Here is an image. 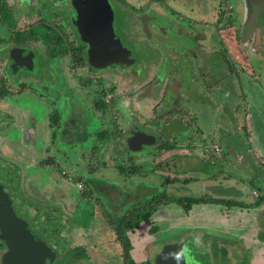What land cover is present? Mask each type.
Instances as JSON below:
<instances>
[{"label": "flooded vegetation", "instance_id": "af4514ba", "mask_svg": "<svg viewBox=\"0 0 264 264\" xmlns=\"http://www.w3.org/2000/svg\"><path fill=\"white\" fill-rule=\"evenodd\" d=\"M80 30L90 32L88 40ZM100 31L124 52L118 63L89 62V48L97 45L95 33ZM12 48L22 50L16 60ZM263 57L261 0H0V112L17 121L12 125L6 120L0 127V145L7 147L0 157L8 154L6 131L18 128L26 144L41 140V149L33 150L39 157L36 165L51 168L54 180H69L72 188L44 183L39 189L24 176L25 194L54 199L39 201L45 206L42 213L65 224L66 247L50 264L58 259H63L60 264H102L97 246L89 241L94 231L84 225L88 216L111 228L126 264L116 225L125 220L133 224L135 212L147 213L137 227L123 229L128 263H146L133 259L129 237L142 225H149L146 235L160 245L147 264H155L165 244L175 245L186 263L194 261L181 244L184 227L190 234L197 231L200 240L208 239L210 247L220 236L215 229H225L198 222L206 209L224 216L233 208L259 207L264 192L254 188L256 181L252 179L255 184L250 182L249 189L242 179L231 177L226 163L231 152L237 162L245 157L241 145L235 152L229 148L230 137L239 133L254 153L263 152L257 158L264 166V141L257 130L264 123L258 117L264 96ZM60 71L65 76L62 91L70 96H64L62 113L49 107L44 134L7 99L28 93L39 103L59 102L61 90L54 83ZM191 131L203 143L182 140L192 138ZM132 137L131 146L137 149L129 147ZM108 145L111 153L106 155ZM191 147L199 148V155L189 152ZM72 151L78 160L61 158ZM178 161L187 166H178ZM248 163V168H260L259 163ZM103 169L108 173L102 174ZM156 181L161 193L150 192ZM190 183L198 188L192 191L195 195H182ZM234 233L235 240L222 237L215 246L221 264H264L259 248ZM5 250L0 241V258Z\"/></svg>", "mask_w": 264, "mask_h": 264}, {"label": "rangeland", "instance_id": "374dc122", "mask_svg": "<svg viewBox=\"0 0 264 264\" xmlns=\"http://www.w3.org/2000/svg\"><path fill=\"white\" fill-rule=\"evenodd\" d=\"M52 70L54 71L55 67L52 68ZM60 73H63V72L60 71L59 74H56V82L54 83V87L58 90H61V95L58 97L59 102L54 101V103H48V104L39 103L35 97H33L31 94H28V93H21V94L16 95L15 97H8L7 99V102L16 105L17 107H19V110L25 112V116H24L25 120L26 118L28 119L31 118L33 122L36 123V126L39 130L43 128L44 134L46 130H45V126H43V122H44L47 112L49 111V107L53 105L52 107L53 109H57L59 110V112L62 113L64 111V109L62 108V105L64 106V96L66 95L70 96V94H67L62 91V87L63 88L65 87L64 86L65 76H62ZM262 83L264 84V79ZM253 96L255 97V94H253ZM75 97L79 98V95L76 94ZM91 115L92 117L94 116L93 114ZM258 117L260 118V120L261 118L264 119V96L262 99V114H259ZM6 120H8L12 125L17 124V121L15 123V118L7 116L4 113V111L0 112V127L4 125ZM260 120L258 124H260ZM21 124L23 125L24 121H22ZM97 124H98V121H96V126ZM207 129L208 128L204 126L203 131L206 137H208ZM257 130H258V136L261 138V141H264V123L261 124L260 126H257ZM6 132L7 134H5V136H7L8 138L7 140L8 151L6 152L8 154L0 157V181L4 184L5 188L10 192L11 196H13L12 197L13 200H15V202L17 203L18 207L21 209L25 217H27L30 223H32L37 236L44 243V246L50 249L55 254V256H57L59 251L60 253L63 254L64 248L66 247L65 241H64L65 238L63 236L64 233H66L65 232L66 229H64L65 224L59 223L61 222L59 220L58 222H54L53 220H48L46 213H42V212H45L43 210L45 206L39 203V201H52L54 199L52 198H49L48 200H46V198L37 199L39 197L32 198L31 196L26 195L25 193L27 189L23 186L25 185L24 176L28 177L31 184L33 182V185L38 186L39 189L44 188L43 186L45 183L46 186L54 185V184L66 185L67 186L66 190H70L72 189L70 186L71 183L69 180H66L67 182L66 181L61 182L58 180L57 181L54 180L56 176L54 175L53 170L51 168L43 169L42 167L36 165L39 157L34 155L33 150L38 151L41 149V144H39L41 140L36 139L35 142L26 144L25 142L20 140L21 135H22V132L20 129L18 128L13 129V127H11L10 129L9 127V130ZM186 133L187 131L184 132V135ZM194 133L195 132L191 131L188 134L189 137L194 135L192 138L182 139V140L186 141V140L194 139L195 140L194 142H196V144L203 143V141L197 140L198 136H196V134ZM237 134L239 133H234L233 137H230L231 140L229 143V148H231V151L235 152L238 150V146L241 145L242 150H244L241 153H243L245 157L244 159H242L241 162L240 161L237 162L235 161L236 160L235 153L231 152V154L227 157L228 158L227 160L229 161V165L228 163H226L227 171L228 173H230L231 177H234L235 179H242L243 180L242 183L245 184L246 187H248L249 189H250L249 183L251 182L255 184V182H253V180H255L256 184L254 188L256 189L257 187V189L259 188L264 192V166H263V163H261L259 159L257 158V153L261 156L263 152L261 153L259 150H257V153H254L253 150H251L252 145H248L247 142H245V139L243 138L240 139V136ZM223 143L221 142L222 147H224ZM182 145L183 144L180 143V145H177V147H182ZM1 146L2 145H0V150L2 149L5 152V150H7V147L5 145L4 147L3 146L1 147ZM59 146H62V148L66 147L62 142L59 144ZM111 147L112 145H108L104 147V152H106V155L111 153ZM191 151L194 152L196 155H199V148L191 147L189 152ZM146 152H147V147L144 148L141 152H139V154L145 155ZM61 158L67 159L68 162L73 161L74 159L78 160L77 155L73 151L70 154L68 152L66 158L64 157H61ZM248 160L251 163H254L255 167H256L255 163L257 164L259 163L260 168L258 169L248 168V166H251L249 165ZM213 161H216V160H213ZM217 161L215 163H217ZM178 162L180 163L178 164ZM178 162H177L178 166L180 165L183 167L187 166V162H182V161H178ZM188 164L192 165L191 158H189ZM245 166H246L245 170L240 171L238 169V167L242 169ZM247 168L249 170H247ZM249 172H253V173L256 172V175H254L253 173L251 175L249 174L247 175V173ZM106 173H108V170L103 169L102 174H106ZM109 174L113 175L112 172ZM155 175H158V174L155 173ZM105 177L118 180L116 177H113V176H105ZM133 182H135V180ZM156 183L157 181L151 184L150 186L151 193L161 190V188H159V186H157ZM144 184L147 186L148 182H145ZM186 188L189 192H185L182 195H188V196L195 195L193 194L192 191L195 192L198 189L196 184H191V183L188 184ZM252 196L250 194L251 198ZM89 210L91 211L90 208ZM88 217L89 219L84 221V225H87L89 228H91L94 231V236L91 237L89 241L92 245L97 246L96 252H97L98 257L100 259H103L102 264H123L120 254H119L120 250L118 248V245L115 243L113 231L111 230V228L108 226H105L104 224L100 222L90 220V216ZM186 226H191V224H187ZM66 227L68 228L69 226L66 225ZM147 229H149V225H142L141 229L136 230V233L134 235L129 236L132 239L131 248L133 251L132 254L134 256V258L133 256L132 258L133 259L136 258L135 260L138 262L143 261V260H146L145 262H147V257L151 256L152 258V256L154 255V252L157 251L158 247H160L159 243L156 244L152 236L146 235ZM179 234L182 237L184 236V239L182 240L181 244L184 245L185 247L183 248L185 251V254L186 253L190 254L192 260L194 261V262H190L189 260H187L185 264H217V263H213V261L215 260L216 262L218 261L219 264H221V258L219 257L218 253H215L216 251H214L215 246H218V241H219L218 239L213 238L215 242L212 244L213 246L210 247L208 239L206 241H203V240H200L199 238V240L197 241L196 238L199 237V234L197 233V231H194L192 234H190L187 228L184 227L183 230ZM257 238L261 240L264 239V234L260 231ZM72 239L73 238H71L70 240ZM228 239L234 240L235 237L231 236L230 238L228 237ZM70 240L68 241L67 246L71 244ZM112 257L114 258L113 260H112ZM61 262H63V259H58L56 260L55 264H60Z\"/></svg>", "mask_w": 264, "mask_h": 264}, {"label": "water", "instance_id": "95a60500", "mask_svg": "<svg viewBox=\"0 0 264 264\" xmlns=\"http://www.w3.org/2000/svg\"><path fill=\"white\" fill-rule=\"evenodd\" d=\"M261 2L264 4V0ZM80 33L85 40L89 39L90 32L87 35L85 31L80 30ZM106 35L108 33L105 31L95 33L97 45L89 48V62L92 65L118 63L125 57L117 41L113 40V43L109 44L110 40ZM21 52L22 50L18 48H12L10 55L16 60V55ZM133 140V137L128 140L129 147L137 149V146H131ZM12 197L0 181V241H3L6 247L0 258L1 264H50L55 254L44 246L34 232L32 224ZM179 255L182 253L175 245L165 244L156 254L154 262L155 264H185Z\"/></svg>", "mask_w": 264, "mask_h": 264}, {"label": "crops", "instance_id": "0c3cea01", "mask_svg": "<svg viewBox=\"0 0 264 264\" xmlns=\"http://www.w3.org/2000/svg\"><path fill=\"white\" fill-rule=\"evenodd\" d=\"M253 207L254 206H250L249 208L251 209L246 208L240 211H238L239 209L233 208L230 214L224 216L221 215L219 211L206 209V211L199 216L198 222L206 220L209 224L213 225L214 229L222 225L225 228L223 231H220L221 229H215V232L220 235L217 238L219 242H222V237H235L234 235L236 234L234 232L240 233V235H242L241 239L244 238L245 242L247 241L251 244H255V246L259 248L258 251L260 256H264V239L261 240L257 238L260 231L264 234V202L259 207Z\"/></svg>", "mask_w": 264, "mask_h": 264}, {"label": "trees", "instance_id": "16d2710c", "mask_svg": "<svg viewBox=\"0 0 264 264\" xmlns=\"http://www.w3.org/2000/svg\"><path fill=\"white\" fill-rule=\"evenodd\" d=\"M180 203L184 205L183 200L179 199ZM192 201V200H191ZM191 201H189L191 203ZM188 202V203H189ZM152 203H154V199L152 198ZM141 214V213H140ZM138 212H135V217H134V223L133 224H129L127 222V220H125L124 224H117L116 226V235L118 236V239L121 243V245L123 246V250H124V259L126 260V264H134V263H128V259H129V243L128 240H126L125 236L123 235V229L124 228H128V227H137L140 223L141 220H147V213H142V215H140ZM138 264V263H137ZM139 264H147L146 263H139ZM148 264H152V263H148Z\"/></svg>", "mask_w": 264, "mask_h": 264}, {"label": "clouds", "instance_id": "9594fccd", "mask_svg": "<svg viewBox=\"0 0 264 264\" xmlns=\"http://www.w3.org/2000/svg\"><path fill=\"white\" fill-rule=\"evenodd\" d=\"M196 239H197V241H198V240H199V237H197Z\"/></svg>", "mask_w": 264, "mask_h": 264}]
</instances>
